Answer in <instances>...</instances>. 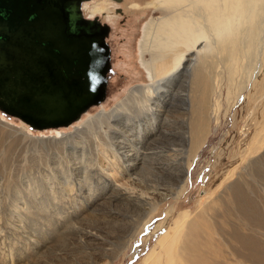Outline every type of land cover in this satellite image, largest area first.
Returning a JSON list of instances; mask_svg holds the SVG:
<instances>
[{
    "label": "rangeland",
    "instance_id": "1",
    "mask_svg": "<svg viewBox=\"0 0 264 264\" xmlns=\"http://www.w3.org/2000/svg\"><path fill=\"white\" fill-rule=\"evenodd\" d=\"M156 3L157 0H119L117 3L115 0L83 1V8L87 4V10L83 11L86 17L89 19L96 17L100 24L108 28L105 41L109 56V70L105 77L103 99L65 127L32 130L19 120L2 113H0V122L10 127L23 128L34 137L58 138L72 133L76 127L81 126L86 119L95 114L110 112L134 88L154 86L143 67L144 62L152 59L149 53L141 54L140 44L146 25L160 19L163 15L161 7ZM92 7L101 10L96 15L90 16L88 12ZM203 45L204 42L197 43L195 49L198 50ZM195 49L188 57L191 60L183 63L185 72L176 84V86L180 85V88L174 89V91L178 90L179 97L177 95L171 97V105L173 103L176 111L167 113L163 110L159 120L154 122L157 124L156 131H151L148 140L141 145L149 144L154 147L156 142L153 141L156 140L160 131H167L170 128L175 132L174 137L180 139V133L184 128L183 123L188 117L185 104L187 102L189 109V78L192 70L199 64H202L204 68L207 64V70L210 73L211 67L208 65L212 62L211 58L213 61L216 60L218 53L225 57L224 53L212 50L210 58L205 56L204 59L203 52L198 51V53ZM181 51L184 52V49ZM262 64L264 65V56ZM215 66L214 73L217 79L213 78V80L216 79L218 85L213 92L214 95L211 96L213 110L210 113L206 143L191 161L186 155L187 147L176 143L179 145L177 149L185 151L183 155L186 156V162L190 161L189 173L183 177L185 189L177 197L174 194L175 181H172L168 171L161 170L160 166L165 161H161L163 159H160L158 153L155 154L154 162H152L158 163L155 169L154 164H150L149 168L139 164L136 170L131 172L122 173L119 170V173L116 172L115 180L111 182L117 190L146 202V205L141 207L142 210H139L136 208L135 201L131 204L124 201L118 202V200H111L114 196L106 195L109 189L106 191L103 189L109 180L108 177L92 179L76 169L71 170L75 184L69 192L61 194L63 188L60 185L52 190L54 192L52 196L57 197V201L51 202L52 196H46L48 199L42 201L41 192L45 193L46 188L49 190L48 185L45 187L47 183V180H44L45 175L50 172L59 173V169L52 164L53 161L49 160L51 157H41L42 161L35 160L34 155L30 154L31 150L36 152L32 143L15 145L10 148V152H1L0 264H144L145 258H148L147 264L153 260H156L157 264H166L167 257L163 254L166 252L158 244V239L166 231L171 230L172 233L165 240L173 239L174 244L180 230L176 231L173 222L181 212L187 213L192 219L203 204L211 203L212 200L216 201L218 197L225 194L227 188L234 185L241 186L245 178L247 181L250 180L242 170L247 167L251 159L252 164L248 166L250 172L253 175L258 174L261 184H264V149L257 154L254 152V148L259 146L256 138L264 130V69L257 81L250 82L242 91L246 78L244 74H237L235 81L230 83L227 81L228 74L225 73L223 63ZM155 67L159 72L158 63H155ZM162 83H160L161 89H163ZM240 84H242L241 87ZM153 115L157 118L156 110L153 111ZM164 117L168 125H165V128L166 123L163 124L164 121H162ZM4 128L3 130L7 129ZM259 137H264V133ZM126 139L129 145L131 138L128 133ZM161 142L165 145L166 139ZM23 146L27 148L24 149ZM159 146L160 144L158 148L161 150L167 149L166 145V147ZM36 148L40 150V147ZM56 152L59 153L57 150ZM67 152L64 153L68 155L69 152ZM141 152L144 154L143 149ZM47 165L52 167V171H46ZM102 165H107L104 159ZM116 165L113 167L117 170ZM240 175L243 177L240 178ZM85 180L86 183L93 185L101 184V187L88 194V186L81 183ZM77 182L82 185V188L77 185ZM257 193L253 195L261 205L264 197ZM250 198H247L250 204H256L257 201L252 200L253 196ZM258 204L255 207L259 210ZM149 205H154L155 208L152 209ZM46 213L50 219L46 218ZM54 217H64L63 224H60L61 222H58V225L54 224ZM259 217L260 226L264 229L262 211H259ZM262 229L254 228V231L246 233H250L252 237L260 241V244H263L264 230ZM218 246L222 250L221 253H225V264H235L232 258L229 259L226 248L224 250L221 245ZM150 253H155V256H149Z\"/></svg>",
    "mask_w": 264,
    "mask_h": 264
},
{
    "label": "bare ground",
    "instance_id": "2",
    "mask_svg": "<svg viewBox=\"0 0 264 264\" xmlns=\"http://www.w3.org/2000/svg\"><path fill=\"white\" fill-rule=\"evenodd\" d=\"M156 5L161 7L163 15L160 19L146 25L140 44L141 54L149 53L152 59L144 62L143 67L154 86L134 88L110 112L97 113L86 119L81 126L76 127L72 133L58 138L34 137L23 128L10 127L0 122V153L10 152V148L15 145L32 143L36 152L31 150L30 154L34 155L35 160L40 161L41 157H51L49 160H52L54 167L59 169L58 174L50 172L45 175L44 180H47L45 187L48 185L49 190L46 188L45 193L41 192L42 201L48 199L46 196H52L54 193L52 190L57 186H62L61 194L69 192L75 184L71 170L76 169L92 179L108 177L109 180L103 190L109 189L106 195L114 196L111 200L124 201L128 204L135 201L136 208L142 210L141 207H144L146 202L117 190L111 182L115 180L116 172L119 170L122 173L131 172L136 170L139 164L149 168L150 164H154L152 162L157 153L160 159H163L161 161H165L160 166L161 170L169 172L167 174L171 176L172 181H175L174 194L176 197L179 196L185 189L183 177L189 173V162L197 156L208 137L210 113L213 110L211 96L218 85L214 73L215 65L223 63L225 73L228 74L227 81L230 83L235 81L237 74H244L246 78L242 91L250 82L257 81L261 75L264 69L262 64L264 0H157ZM200 42H204V45L196 50L195 47ZM181 49H184V52ZM194 49L197 52H203L204 59L205 56L210 58L212 50L224 53L225 57L218 53L216 60L213 61L211 58L212 62L208 65L212 69L209 68L210 73H208L207 64L205 68L199 64L192 70L189 78V109L185 101L188 117L186 121L184 120L180 139L174 137L175 132L170 128L167 131H160L156 140L153 141L156 142L154 147L149 144L141 145L148 140L151 131H156L157 124L154 122L159 120L163 110L167 113L176 111L173 103L171 105V97L176 95L179 97L177 89L180 85L176 86V84L185 72L183 63L191 60L188 57ZM155 63L160 66L159 72L156 70ZM213 78L216 79L213 80ZM161 82H163V89L160 87ZM154 110H156L157 118L153 115ZM167 113L164 114L168 116ZM162 121H164L163 124L166 123V117ZM165 125L168 126L166 123L164 128ZM4 127L7 129L3 130ZM185 130H187L186 133ZM127 133L131 138L129 145L126 139ZM263 133L264 130L256 138V143L259 144L254 148L256 154L264 149V137H259ZM165 139L167 149L161 150L158 145L165 146L161 142ZM176 143L187 147L186 155L190 160L188 163L186 156L183 155L185 151L177 149L179 145ZM69 145L71 146L68 147ZM36 147H40V150L38 151ZM141 149L144 150V154ZM103 159L107 165H102ZM251 160L242 170L250 180L247 181L245 178L241 186L234 185L227 188L225 194L218 197L216 201L212 200L211 203L203 204L192 219L187 213L181 212L173 222L176 231L180 230L174 244L173 239L165 240L172 233L171 230L166 231L158 239V244L166 252L163 253L167 257L166 264H225V253H221L222 250L218 248V245H221L224 250L226 248L229 259L232 258L235 264H264V243L260 244L259 240L252 237L250 233H246L254 231V228L262 229L259 223L261 217H259V211H262L264 217V202L259 205V201L253 195L258 192L259 196L264 197V184L262 183V186L258 174L253 175L250 172L248 166L252 164ZM157 164L153 165L154 169ZM49 165L46 166L47 172L52 171ZM115 165L117 170L113 167ZM242 177L243 175H240V178ZM81 183L88 186V194L101 187V181L100 185L86 183V180ZM79 184L77 182V185L82 188ZM88 194L87 198H89ZM250 196H253L252 200L257 201L259 210L255 207L256 204H250L247 199ZM51 200L55 202L58 199L52 196ZM72 204L75 205V203ZM154 205L149 207L153 209ZM49 217L47 214L46 218L50 219ZM64 219V217H54L53 221L58 225V222L63 224ZM148 255L155 256V253ZM147 262L148 258H145L144 264ZM150 264H157V262L153 260Z\"/></svg>",
    "mask_w": 264,
    "mask_h": 264
},
{
    "label": "water",
    "instance_id": "3",
    "mask_svg": "<svg viewBox=\"0 0 264 264\" xmlns=\"http://www.w3.org/2000/svg\"><path fill=\"white\" fill-rule=\"evenodd\" d=\"M78 0H0V113L32 130L65 127L104 96L105 33Z\"/></svg>",
    "mask_w": 264,
    "mask_h": 264
},
{
    "label": "flooded vegetation",
    "instance_id": "4",
    "mask_svg": "<svg viewBox=\"0 0 264 264\" xmlns=\"http://www.w3.org/2000/svg\"><path fill=\"white\" fill-rule=\"evenodd\" d=\"M79 2H78V8H79V12H80V16H81V18L84 20V21H87V22H91V23H93V27H96V26H98L100 29H101V31L103 32V33H105L106 35H107V32H108V28L104 25V24H100L99 23V21H98V19L96 18V17H93V18H91V19H89V18H87L86 17V15L84 14V10L86 9L87 10V4H85L84 5V8L82 7V3H83V1H85V0H78ZM116 1V3L117 2H119V0H115ZM82 8V9H81ZM100 10L101 9H99V8H93L92 7V9L88 12V14H90V16H94V15H96L97 13H99L100 12ZM93 11H95V12H93ZM93 12V13H92ZM106 37L107 36H105L104 37V42H105V44H106ZM107 46V45H106Z\"/></svg>",
    "mask_w": 264,
    "mask_h": 264
}]
</instances>
